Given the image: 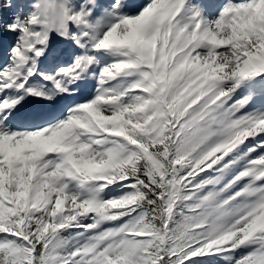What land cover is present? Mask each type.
Listing matches in <instances>:
<instances>
[{
  "label": "snow or ice",
  "instance_id": "1",
  "mask_svg": "<svg viewBox=\"0 0 264 264\" xmlns=\"http://www.w3.org/2000/svg\"><path fill=\"white\" fill-rule=\"evenodd\" d=\"M0 264H264V0H0Z\"/></svg>",
  "mask_w": 264,
  "mask_h": 264
}]
</instances>
